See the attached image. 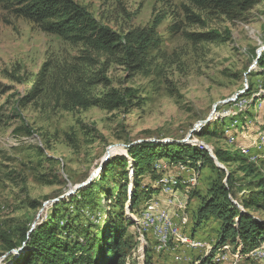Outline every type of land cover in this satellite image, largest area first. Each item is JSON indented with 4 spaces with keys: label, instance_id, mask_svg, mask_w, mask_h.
Here are the masks:
<instances>
[{
    "label": "rangeland",
    "instance_id": "obj_1",
    "mask_svg": "<svg viewBox=\"0 0 264 264\" xmlns=\"http://www.w3.org/2000/svg\"><path fill=\"white\" fill-rule=\"evenodd\" d=\"M74 1L85 6L100 24L119 33L153 27L161 44L149 52L142 69L132 71L117 62V53L90 51L41 31L31 21L13 17L0 0V230L17 244L78 185L93 181L97 186L105 161L115 155L127 157L128 144L188 137L182 142L199 146L203 142L211 152L233 145L240 151L244 137L234 135L238 128H228L231 122L225 126L223 138H197L196 133L217 118L226 120L245 112L249 118L246 124L258 117L253 126L257 136L245 147L255 149L256 140L264 134V101L258 96L264 94V76L257 75L252 66L258 49L264 46V0L228 10L199 0ZM209 31L229 39L193 42L187 38L188 34ZM125 87L135 90V98L130 105L111 111L96 106L69 108L71 102L66 97L70 90L92 98ZM31 93L34 98H27ZM253 97L257 98L254 105ZM240 100L246 105L235 109ZM263 148L255 149L258 160ZM260 159L257 167L261 169L264 157ZM155 169L164 170L162 176L168 177L177 170L165 160L157 161ZM228 169L241 179L242 186L253 179L246 178L237 164ZM214 179V172L204 168L197 172L195 186H179L172 194L162 193L156 180L159 192L152 197L159 198L151 202V208L169 207L165 204L168 197L182 202L181 198L190 197L192 210ZM140 183V189L151 183L148 173L141 176ZM108 184L114 192L111 174ZM92 193V202H88L91 214L75 216L71 223H92L91 229L97 231L99 225L104 226L111 204L100 188H93ZM65 208L73 213L72 205ZM185 208L183 220L189 225L181 223L183 232L210 242L212 247L217 224L211 221L197 226L196 214ZM124 212L128 214L127 205ZM255 214L264 219V212ZM136 226L127 227L133 246L126 264H198L204 256L203 251L175 246L153 253L151 238L140 236ZM19 251H8L0 240V264H14ZM232 252H216L220 264H243Z\"/></svg>",
    "mask_w": 264,
    "mask_h": 264
},
{
    "label": "trees",
    "instance_id": "obj_2",
    "mask_svg": "<svg viewBox=\"0 0 264 264\" xmlns=\"http://www.w3.org/2000/svg\"><path fill=\"white\" fill-rule=\"evenodd\" d=\"M199 1L228 10L238 4L242 8L250 7L258 0ZM2 4L13 17L31 21L41 31L56 35L70 44H79L94 52L117 53V62L132 71L142 69L148 61L149 52L157 50L161 44V38L153 27L119 33L100 24L85 6L74 0H2ZM187 38L193 42H225L229 39L221 38L216 31L188 34ZM253 69L257 75L264 76V49ZM258 96L264 100V94ZM66 97L71 102L72 107L69 108L96 106L111 111L130 105V101L135 98V90L131 87L112 89L102 97L92 98L85 97L78 90H70ZM27 98H34V94L31 93ZM256 99L252 98L253 105ZM247 120L246 112L226 120L217 118L198 131L196 137L223 138L225 126L230 122L231 126L236 121L237 128L242 129ZM126 151L127 157L115 155L105 161L100 169L97 186L93 181L90 185L80 186L53 205L45 219L23 236L21 245L0 230V240L8 251L20 248L14 264H126L128 251L133 246L126 235L127 227L134 223L139 225L142 211L148 208L146 202L159 198L152 196L158 194L160 177L165 173L164 170L155 169V163L160 160L171 164L188 163L194 167L196 174L204 168L211 169L215 174L206 196L200 198L196 208L190 210V197L187 203V211L196 214L195 225L217 222L214 244L199 259L198 264H220L216 252L226 244L233 253L244 254L264 243V219L255 214L264 212L262 162L263 167L260 169L257 167L259 162L248 161L236 145L231 149L213 148L215 161L204 147L177 140L128 144ZM232 163L237 164V169L243 171L246 178L253 177L244 185L245 188L239 183L241 179L234 176V171L228 169ZM144 173L149 174L151 183L140 189V178ZM109 174L113 176L114 192L113 185L110 187L108 184ZM156 180L158 188L154 186ZM96 187L100 188V193L111 204L106 212L104 226L99 225V229L96 227L97 231H93L91 228L95 225L92 223L73 225L71 221L75 216L91 214L88 202H92L91 195ZM67 204L73 206V213L69 214L66 208L63 209ZM125 205L128 206L127 215L124 212ZM182 214L184 217L185 210H182ZM242 263L259 264L248 257H244Z\"/></svg>",
    "mask_w": 264,
    "mask_h": 264
},
{
    "label": "bare ground",
    "instance_id": "obj_3",
    "mask_svg": "<svg viewBox=\"0 0 264 264\" xmlns=\"http://www.w3.org/2000/svg\"><path fill=\"white\" fill-rule=\"evenodd\" d=\"M231 100V99H230ZM241 102L243 107L246 105L245 100H240L238 103ZM236 121L230 126H236ZM232 143V142H231ZM203 146V145H202ZM255 149L258 150L260 147L264 146V134L258 137L255 143ZM240 153L247 157L248 161L256 163L258 160V155L253 153L249 147H242L240 149ZM188 164V163H187ZM187 164H171L176 166V175L174 176H162L161 177V185L160 189L162 193H169L172 194L174 189L179 186H195L192 185V179L187 178L186 174H183L182 171H195L194 167ZM172 174V173H170ZM197 180V174H196ZM167 196V195H166ZM172 196V195H171ZM164 199V198H163ZM156 199H151L146 202L148 208L144 209L139 218V224H143L147 228V230H152V252L153 253H161L164 250H167L169 247H195L196 246H207L206 250H203V254L208 252L211 248V245L206 244L204 241L196 239L189 234L183 232L181 223H179V216L176 214H182V210L185 208L183 206V202L179 199L174 197H168V200L165 201V204L169 207L161 208V209H152L151 202ZM164 209H166V214L164 213ZM176 209V213H175ZM168 215V218H167ZM185 231V230H184ZM175 235H178L175 237ZM264 247V243L259 247L253 248L247 253L240 254V253H233L232 257L236 260H242L244 257H248L252 260H255L259 264H264V252L258 251ZM159 249V251H157ZM173 249V248H172ZM229 245H223L221 248L218 249V252L229 250ZM172 251V250H171ZM229 252V251H228ZM221 255V254H220ZM227 258V257H226ZM222 259V258H221Z\"/></svg>",
    "mask_w": 264,
    "mask_h": 264
},
{
    "label": "built area",
    "instance_id": "obj_4",
    "mask_svg": "<svg viewBox=\"0 0 264 264\" xmlns=\"http://www.w3.org/2000/svg\"><path fill=\"white\" fill-rule=\"evenodd\" d=\"M235 109H241V102L240 103H236L235 105ZM229 111H233V110H229ZM228 111L225 112V114L227 113ZM182 141H188V137H186V139L182 140ZM165 163V162H163ZM162 163V164H163ZM175 171H178V170H175ZM183 174H186L187 175V178H190L192 179V185H196L197 184V180H196V171H182ZM183 199V206H185V201H188L189 198H181ZM186 211H187V208H186ZM164 213L166 214V209H164ZM175 213H176V209H175ZM176 216H179V223H182L185 227L189 225L188 222H185L183 220V214H176ZM167 218H168V215H167ZM137 228V232L140 236H148L151 238L152 240V236L153 234V231L152 230H147V228L145 226H143V224H139L136 226ZM178 236V235H175V237ZM141 238V237H140ZM210 243V242H208ZM207 243V244H208ZM207 246H196L195 247H189L188 249L189 250H197V251H203V250H206ZM159 251V249L157 250ZM258 251H262L264 252V247H261L260 250ZM235 263H237L236 261H234Z\"/></svg>",
    "mask_w": 264,
    "mask_h": 264
},
{
    "label": "crops",
    "instance_id": "obj_5",
    "mask_svg": "<svg viewBox=\"0 0 264 264\" xmlns=\"http://www.w3.org/2000/svg\"><path fill=\"white\" fill-rule=\"evenodd\" d=\"M257 119H258V117L254 116V120L251 121L252 122L251 125L246 124L245 127H243L242 129H237V131L234 133V135H242L244 137L243 139L242 138L240 139V143H239L240 145L251 146V143L254 141V139L256 138L257 133H258L255 131L256 130L255 127L253 128L254 124L256 122H258V121H256ZM251 150L255 153L257 152L254 148H251ZM262 157H264V148L260 151V158H262ZM260 158H259L258 162H260V160H261ZM261 172L264 175V169H262ZM186 197H187V195H186ZM212 222L214 224H217V222H215V221H212ZM216 228H217V226H216ZM199 240L204 241L203 239H199Z\"/></svg>",
    "mask_w": 264,
    "mask_h": 264
},
{
    "label": "water",
    "instance_id": "obj_6",
    "mask_svg": "<svg viewBox=\"0 0 264 264\" xmlns=\"http://www.w3.org/2000/svg\"><path fill=\"white\" fill-rule=\"evenodd\" d=\"M264 49V46L263 47H260L259 49H258V52H257V55H256V58L254 59V62H253V65L252 66H254L255 65V63H256V59L260 56V54H261V51ZM199 142V141H198ZM202 145H204V148L210 153V155L213 157V159L215 160V158H214V156H213V154H212V152L210 151V149L208 148V146L207 145H205L203 142H200ZM216 161V160H215ZM216 163V165L217 166H219V167H221L222 168V166L220 165V164H218L217 162H215ZM81 185H78L77 187H76V189L78 188V187H80ZM75 189V190H76Z\"/></svg>",
    "mask_w": 264,
    "mask_h": 264
}]
</instances>
